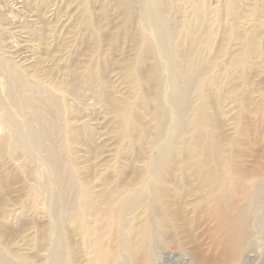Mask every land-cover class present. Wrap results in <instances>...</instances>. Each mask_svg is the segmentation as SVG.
Returning a JSON list of instances; mask_svg holds the SVG:
<instances>
[{"label":"rangeland","instance_id":"1","mask_svg":"<svg viewBox=\"0 0 264 264\" xmlns=\"http://www.w3.org/2000/svg\"><path fill=\"white\" fill-rule=\"evenodd\" d=\"M120 6L0 0V102L30 156L0 154V264H56L58 251L72 264V250L98 264L101 243L119 247L115 264L225 263L212 207L234 214L247 194L241 255L226 264H264V0H138L130 21ZM162 21L173 36L161 45ZM181 70L192 90L180 119L168 97ZM40 124L52 134L36 141ZM203 168L228 181L215 206ZM135 233L145 258L127 248Z\"/></svg>","mask_w":264,"mask_h":264},{"label":"bare ground","instance_id":"2","mask_svg":"<svg viewBox=\"0 0 264 264\" xmlns=\"http://www.w3.org/2000/svg\"><path fill=\"white\" fill-rule=\"evenodd\" d=\"M119 1H120V4H121L120 7L123 8V12H124L125 18L126 19H129V21H130L131 14H129L130 13L129 9H130L131 5L134 4V2H137L138 0H119ZM167 26H168V23L166 21H162L159 24V26H158L159 37H158V39H157L156 42H158L161 45H162V43H165L166 42V40L169 37L168 35H170V37L173 36L172 35V32L173 31L172 30L169 31L168 28H167ZM175 37H176V35H175ZM113 38H114V36H113ZM141 38H142L141 41L144 44L143 51L146 52V53H152V54H154L155 51H156V48L154 46V42H152L145 35H141ZM25 44H26V42H25ZM30 46H31V44H30ZM158 51H160V50H158ZM181 73H182V75H180V79H179L178 82H179L180 87L182 89L178 90L177 88L176 89L173 88L172 91H171L170 96L168 97L169 102L170 103L172 102L175 105L176 113H178L179 118L181 117V115L184 112V108L186 106V102H188V101H186V99H187V96L189 97V90H190V87H192L191 86V82L189 81V77L186 76V73L183 70H181ZM153 77H154L153 79H155V80L157 79L156 74H154ZM191 90H190V94H191ZM188 100H189V98H188ZM29 102H31L32 108L34 107L35 110H36V112H37V110H38L37 109V103L38 102H36L35 99H32V98L29 100ZM187 109H185V110L187 111ZM186 113H185V115H186ZM18 123L19 122H17L15 120L13 114L12 115H9V113H8V111L6 109V105H4V103L1 101L0 102V132H1L0 133L1 134L0 135V154H3L4 153L3 152V149L4 148H7L8 151L11 152V156H12V154L13 155H16V157H18V158H21L22 156H26L24 158V160H30V156L28 155L29 154V151L26 148H21L20 149V147L17 145V137H18L17 135H19L20 133H23V131H24L23 126H20V123L19 124ZM38 125H39V123H38ZM15 127H17V129ZM27 131H28L29 134H31V136L33 137V139L36 140V141L39 140L45 134L46 135H51L52 134L50 130L45 129V127H44L43 124H40V126L39 127H36V129L35 128L34 129H31V130L29 129ZM198 139H200L199 136H198ZM204 146L206 147V145L203 144V147ZM203 147H200V149H202ZM220 149L221 148H220L219 145H217L216 147L214 146V148H213V150H215V153L217 152V154L220 153ZM166 152H168V151L166 150ZM198 156H200V154H198ZM197 162H199V159L197 160ZM0 166H1V163H0ZM213 169L214 168H212V170L210 169V171H207V170H205V168H203V170L200 172V180L203 182L204 185H206V186H209L210 185L209 186V189L210 190H209V195H208V199H209L208 202H214L215 204L213 206H215L216 205V202L217 203L221 202V197H222V195L224 193V188L226 187V185H228L227 184L228 181L225 179L224 174L222 176V174H221L222 172L221 173H218V172H215ZM219 177H220V179H219ZM166 179L167 178L165 176H163V175H158L157 176L158 183L159 184H160V182L163 183V187H164V183L166 182ZM242 181L243 180H241V182ZM206 186H204V188ZM163 187H162V184L159 187V190H158L159 192H157L158 198H159V195L160 194L163 195L165 193V191H166L165 188H163ZM239 187H242L243 188L244 185L243 184H237L236 183V188H239ZM261 190H262V188H261ZM33 195L39 196L40 193H38V191H35V192H33ZM248 196H249V194H247L246 197L243 196L241 200L239 199V197H238V199H235L234 200V201L240 200L238 202V205L236 206V209H235V213L234 214H231V212H229L226 209H224V211L221 212V211H219L218 208H213L212 207L211 213H214V217L216 218L218 224L219 225H222L223 228L226 230L225 231L226 236H225V240L224 241L231 246V249H229V253L225 255V258H226L225 263L223 261H220L219 259L213 258L212 264H226L227 261H231L235 257H238L239 256L240 249H241V243H242L241 238H240V233L242 231V226H243V223H240V221H243V218H244L243 215L245 214L246 208H245V205L243 203L246 200L245 198H248ZM263 199H262V201H264ZM225 201L226 200H224L222 202H225ZM237 211H238V213H236ZM119 212L120 211H118V212L115 213V215H116V216H114L115 219L118 218L117 215H118ZM260 221H261V225L264 227V215H263V217L261 218ZM0 227H1V224H0ZM0 232H1V229H0ZM139 235L140 234L135 233V235H134L135 238H134L133 243L131 242L127 246V248L129 247V249L131 250L132 255L135 258H138V259L139 258H143V257L145 258L149 254V251H148L149 250V245H148V242L145 241V238L139 239V241L136 240V238ZM0 236H1V234H0ZM103 237L104 236H100L99 238H102V240H103ZM97 248L98 249H97V252H96L95 261L98 264H115L116 262H118V253L117 252H118L119 247L117 249L113 248L111 251H109V250H105L103 244L101 243L100 245L97 246ZM194 252H196L195 255L197 256L196 257L197 259H199V260H201L203 262L206 261L205 256L203 255L204 253H202V251H200L199 248L198 249H195ZM203 252H204V249H203ZM75 253L76 252L74 250L71 251L72 258H74L72 264H75V262H76ZM14 255H15L14 257H16L18 259H27V258H29L28 255L27 256L24 255V254L22 255L19 252H15ZM62 257L63 256L61 254V251H58L57 252V257H56V260L57 261H55L56 264H63V262H62L63 260L61 259ZM34 258H35V256H31V261H33ZM236 260H237V258H236ZM27 262L30 264V261H27ZM194 263L196 264V262H194Z\"/></svg>","mask_w":264,"mask_h":264}]
</instances>
